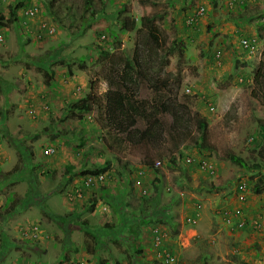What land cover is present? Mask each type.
Returning <instances> with one entry per match:
<instances>
[{"label":"rangeland","instance_id":"rangeland-1","mask_svg":"<svg viewBox=\"0 0 264 264\" xmlns=\"http://www.w3.org/2000/svg\"><path fill=\"white\" fill-rule=\"evenodd\" d=\"M243 2L248 3L245 12L260 15L264 8L263 0H0L5 16L0 20V264H80L88 257L89 264H109L115 258L120 264L125 257L124 264H159L151 252L158 226L166 247L182 264H264V217L257 229L262 242L251 246V254L218 213L235 202L239 180L249 184V198L256 193L254 183L264 186V160L258 156L264 105L251 93L255 70L264 60V22L252 17L254 31L238 33L235 39L221 32ZM29 5L38 7V15L22 18ZM202 5L206 11L194 29L186 18ZM10 10L16 11L17 20L8 22ZM144 16L155 17L165 48L178 41L160 73L170 89L161 93L187 105L186 120L160 136L132 142L117 119H104L102 106H95L83 121L69 118L72 100L91 95L92 84L95 98L104 103L108 79H119L124 62L135 56L137 41H147L145 32L123 31L122 20L134 18L141 27ZM41 22L55 25L56 31H43L40 37ZM241 36L256 38L257 51L244 52ZM129 87L133 100L155 96L146 85ZM197 114L208 121L210 150L199 147ZM82 139L83 146H76ZM47 146L54 151L46 154ZM92 146L84 158V150ZM230 153L249 167L233 162ZM188 154L210 160L216 172L207 174L197 163L188 164ZM157 159L161 164L154 167ZM106 163V182L69 200V191L79 187L90 168ZM255 163L259 166L253 167ZM141 167H146L143 184L149 190L143 196L131 186V176ZM29 192L31 206H37L32 221L6 204L7 196L25 198ZM258 193L264 194V188ZM164 207L171 223L153 211ZM188 215L196 222L189 223ZM136 244H147L149 254L134 250Z\"/></svg>","mask_w":264,"mask_h":264},{"label":"trees","instance_id":"trees-1","mask_svg":"<svg viewBox=\"0 0 264 264\" xmlns=\"http://www.w3.org/2000/svg\"><path fill=\"white\" fill-rule=\"evenodd\" d=\"M242 8H245V5ZM248 13L252 14V16H257L264 22V8L261 10L260 15H258L259 13L256 11L242 12V14L245 15H248ZM193 14L194 12H190L188 15ZM21 17L23 18L24 15L22 14ZM17 18L18 16L16 11L10 10V14L7 19L8 22L15 21L17 20ZM239 18L241 19V21H243V15L239 16ZM4 19V14L0 12V20ZM142 19L143 20L141 27L137 25V22L134 18H132L131 20H129L127 17L123 20L121 19L123 31L137 30L138 32H145L147 41H144L142 39L140 41H137L135 47V56L133 59H130V61L126 60L124 62L125 70L120 75L119 79H108L109 89L105 93L104 103L95 98V94L93 93L94 87L92 84L91 95L72 100V104L67 110L69 118H76L80 121H83L88 113L92 114L95 106H97L98 108L102 106L101 108L104 109V119L107 118L108 115H111L110 117L117 119L118 126H121L124 130L128 131L129 138L132 142H136L137 137L140 138L139 141L147 138L152 139V137L156 136V134L157 136H160V134H162L165 130L172 131L176 128H179L181 122H183V120H186V116L190 112L189 108L184 102L178 103L177 98H175L174 100L169 96L165 98L166 94L161 93L163 89H166L167 91L170 89V84L168 81H161L160 73L163 71V65L166 64L169 54L173 52L178 46V41L173 40L168 48H165L163 35L160 32V28L156 25L155 17L144 16ZM238 27H240V24L238 25ZM192 28L195 29V25H193ZM110 32L111 35H118L115 29H110ZM229 35H231L230 39H232V35H234V33ZM241 46L244 52H248V49L245 46H243L242 44ZM132 83L138 84V87H141V85H146L147 89L149 88L155 91V96H152L150 98L145 97L143 100H133L129 96V85ZM251 88L252 95L261 100V103L264 105V60H261L259 62L255 70L253 85L251 86ZM120 115L123 116L125 120H123ZM168 116L172 118V121L168 119ZM189 116L190 117L188 118L190 119L191 115ZM141 121L145 124L144 126H142ZM194 121L196 122L197 128L200 131V149L210 150L211 148L208 145V121L204 117H201L199 114L194 116ZM85 141V139H82L76 146H83ZM94 148L95 146H92L90 147L89 151L84 150V158H86L88 152L90 153ZM23 150H21V152H23L24 159L26 160L27 158L28 160L27 154H29V152L25 147H23ZM258 156L262 160H264V126L262 127V142L258 150ZM229 158L233 162L243 167H249L247 161L241 156L236 155L235 153H230ZM172 161L175 162V158ZM108 165L109 163H106L102 167L95 166L94 168H90V174L95 175L98 172L106 171ZM258 166L259 163H255L253 167ZM71 169L72 168H67V171H71ZM83 173V171L73 173L74 175H72L70 179L72 180L74 177L81 176ZM135 181L136 177L131 176V186L133 188L136 187ZM263 181L264 176L262 182ZM102 183L104 182H101L100 184ZM81 184L86 187L83 180L81 181ZM263 188L264 186H261L258 182L254 183V189L256 193L260 192V190ZM107 191L108 188L105 187L102 192L106 193ZM154 192L155 193L152 195L153 199L157 196V190L155 189ZM30 193L31 192L27 193L25 195V198H20L15 195L10 196L8 197L7 202H9V205L14 206L15 209L22 204L31 206L34 204V202H29L31 197ZM95 193L98 194L97 191H95ZM17 199L20 202H16ZM93 205L94 204L90 206V210L94 209ZM140 249L141 248H138L137 250L140 251Z\"/></svg>","mask_w":264,"mask_h":264},{"label":"built area","instance_id":"built-area-1","mask_svg":"<svg viewBox=\"0 0 264 264\" xmlns=\"http://www.w3.org/2000/svg\"><path fill=\"white\" fill-rule=\"evenodd\" d=\"M206 11L204 5L200 6L198 10L188 18V23L195 25L198 22L201 15H203ZM39 9L36 5H31L24 9V14L27 18H33L38 15ZM47 34H53L56 31V28L52 24H48L46 22H41L39 27V36H42V32ZM105 37V35H103ZM241 44L248 49L249 53H254L258 49V43L255 38H243L241 40ZM221 55V51H217V56ZM214 106L211 105L210 109L214 110ZM31 112H34V109H31ZM54 151V147L48 146L45 149L46 154H50ZM1 157V155H0ZM186 162L188 164L197 163V167L202 172L207 174H214L216 169L213 164L208 159L197 160L193 155L188 154L186 157ZM161 164V160L157 159L154 161V167H159ZM146 167H141L136 172V181L135 186L141 189V193L148 194L149 190L147 186H144L143 181L145 179ZM108 177V173L106 171L98 172L97 174H89L83 177V182L86 187L91 186L95 183L106 182ZM79 187H75L71 191H69L68 198L69 200H74L77 197L80 198L83 194V191L86 187H84L81 182L78 185ZM249 198V184L246 180L241 179L238 181L236 185V193H235V202L229 204L225 208L219 210V214L222 216L223 223L231 230V231H241L245 229L250 223L254 228L258 229L262 227L261 218H253L250 219L245 210V204L248 202ZM188 222H196L194 217L188 216ZM164 231L158 226L153 228V246H154V254L155 258L162 262L163 264H181L178 257L170 252L166 247L164 241ZM80 264H86L84 261H81ZM246 264H259L258 262H247Z\"/></svg>","mask_w":264,"mask_h":264},{"label":"crops","instance_id":"crops-1","mask_svg":"<svg viewBox=\"0 0 264 264\" xmlns=\"http://www.w3.org/2000/svg\"><path fill=\"white\" fill-rule=\"evenodd\" d=\"M245 11H247L246 8H242V9H240V12H236L237 14L235 16V19L231 21L232 23H229L230 24L229 26L225 27L226 30H223L221 32L223 34H226V33L232 34V33H234V35H233L234 38L233 39H235L237 37L238 33H242L243 32V34H244L246 31H249L250 33H252V31H254V27H253V25L249 24L250 19L248 20V18H252V17H255V16H252V14L248 13V15L243 14V21H241V19L238 18V16H240L241 12H245ZM251 12H255V10H252ZM239 24H240V27H238ZM226 25H228V24H226ZM224 39L225 38H222V40H224ZM263 195H264L263 193H255V192H253V193H251L250 198L248 199V202L245 204V210H246V213H247V215L249 216L250 219H253V218H259L260 219V216L264 217V199L262 201L260 200V198H264ZM6 199H8V196H7ZM1 203H4V202H1ZM50 203H51V206H53V204L55 206L57 205L56 202H53V204H52V202H50ZM232 203L233 202H231L230 204H232ZM6 204H7V202H6ZM65 205H67L66 202H65ZM71 205L73 206V204H71ZM108 207L110 208L109 205H108ZM73 209H75L74 206H73ZM164 209L165 210L161 209V211H160L163 214L162 213L159 214L160 212H158L157 209H156V211L155 210H153V211L155 213H157L156 215H158L159 217L160 216L161 217L164 216L165 217L164 219H166V221L168 223H171L172 221H171V218L169 216L170 213L167 210L168 208L164 207ZM14 210H15V212L21 211V212H24L26 215H28L29 216L27 218L28 221H30V220L32 221L34 219H37L35 216L30 217V214L35 213V211H37V206H33L32 207V206H26L25 204H22V205H19L18 207H16V209L14 208ZM218 213H219V211H218ZM166 216H168V217H166ZM77 217H79V215ZM221 218H222V216H221ZM221 221H223V219ZM224 227L227 228L229 233L234 235L236 241L243 242V244H241L240 247H242V248L243 247L244 248H248L249 247V250H246V251H248V253L252 254L251 250L254 249V248H252L251 246L253 244H257L258 241L262 242V241H260V236H259L260 234L257 232L258 230L255 229L253 227V225H251L250 223L248 224V226L245 229H243L241 231H231L225 224H224ZM148 247L149 246H147V244L144 245V247L141 246L140 244H136V245H134V250H137L138 248H141L140 250L143 249V250L147 251ZM151 252H153V258H154L155 254H154V246L153 245H152ZM257 252L258 251L255 250V252H253V253H257ZM143 253H145L146 256L149 254L148 251L147 252H143ZM262 253H264L263 249L261 250L260 254H262ZM122 257H124V255ZM125 259H126V257L122 259V262H120V264H124ZM111 261L112 260L108 261V263L109 264H112V263L113 264H119V261H121V260H119L118 258H115V260L112 263H111ZM87 264H89V257H88V260H87Z\"/></svg>","mask_w":264,"mask_h":264},{"label":"clouds","instance_id":"clouds-1","mask_svg":"<svg viewBox=\"0 0 264 264\" xmlns=\"http://www.w3.org/2000/svg\"><path fill=\"white\" fill-rule=\"evenodd\" d=\"M260 1H262V0H255V2H257V3H260ZM264 1V0H263ZM247 4L248 3H246V2H243V3H240L239 5H240V9H242V7L245 5V8H247L246 6H247ZM253 4V3H252ZM251 4V5H252ZM29 6H31V5H29ZM29 6H26V7H29ZM25 9V8H24ZM24 9H22V12L24 11ZM239 9V10H240ZM195 13V12H194ZM23 15H24V17H26L25 16V14L23 13ZM191 15H188V17H187V24H189L188 23V18L190 17ZM27 18V17H26ZM29 19V18H28ZM200 19V18H199ZM197 24H199V20H198V22L197 23H195V29L197 28ZM190 25V24H189ZM55 26V25H54ZM191 26H193V25H191ZM55 28H56V26H55ZM238 35V34H237ZM247 36H241V40L243 39V38H246ZM241 40H240V44H241ZM219 51V50H218ZM32 110H33V108H31ZM30 109V110H31ZM48 147V146H47ZM46 147V148H47ZM137 188V187H136ZM138 190H139V188H137ZM71 191V190H70ZM143 195V194H142ZM7 204H9V202L7 203ZM107 208V207H106ZM188 216H191V215H188ZM187 216V217H188ZM191 217H194V216H191ZM195 218V217H194ZM260 218H262L261 216H260ZM196 219V218H195ZM186 220H187V218H186ZM223 222V221H222ZM189 223H191V222H189ZM193 223H195V222H193ZM262 225H263V220H262ZM25 228H27V227H25ZM21 229H23V232L25 233V235H26V233H27V231L24 229V227H21ZM256 229V228H255ZM154 259L159 263V264H163L162 262H160L159 260H157L155 257H154ZM86 264H87V261H84ZM255 262V261H254ZM256 262H258L259 264H261V262H259V261H256ZM24 264V263H23ZM182 264V263H181Z\"/></svg>","mask_w":264,"mask_h":264}]
</instances>
